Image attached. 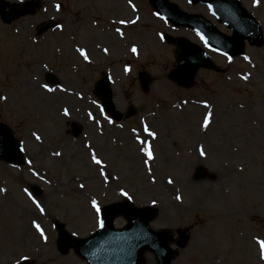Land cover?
Returning a JSON list of instances; mask_svg holds the SVG:
<instances>
[{
  "label": "rangeland",
  "instance_id": "1",
  "mask_svg": "<svg viewBox=\"0 0 264 264\" xmlns=\"http://www.w3.org/2000/svg\"><path fill=\"white\" fill-rule=\"evenodd\" d=\"M34 1L43 10L38 8L32 17L11 27L0 20V95L6 96V102L0 103V120L21 140L26 156L22 166L0 161V264L24 260L86 264L74 249L59 251L58 226L62 224L72 238H88L99 227L91 201L101 208L125 199L137 207L155 208L152 228L168 230L174 237L177 254L172 264H264L260 243L264 241V46L247 45L242 56L229 59L212 53L223 72L201 70L194 87L182 89L168 78L177 65L174 48L155 38L147 45L135 40L145 11L143 0ZM175 1L188 11L204 13L186 0ZM242 4L261 22L264 32V0L258 6L256 0H242ZM50 16L62 17L66 37L59 31L33 43L34 27ZM143 19L151 17L143 14ZM109 21L133 26L129 43L117 39L115 48L117 77L126 64L133 66L126 74L130 76L124 82L127 86L115 91L117 102L136 107L137 118L127 122L131 126L138 124V108L150 112L148 103L159 104L160 116L151 119L148 128L155 138L141 136L139 142L120 129L111 132L116 138L101 137L85 121L76 123L83 133L75 135L73 122L63 121L58 114L65 103L73 110L72 104L93 100L81 85L91 89L94 75L90 81L89 75L77 76L70 68L80 63L78 45L93 46L99 35L97 24L106 27ZM133 47L136 59L125 60ZM49 69L56 70L67 87L62 101L61 94L51 95L41 86L46 83L41 75ZM142 70L153 81L146 94L136 74ZM93 153L101 165L92 161ZM125 224L124 218L115 221L116 228ZM143 264L158 263L146 253Z\"/></svg>",
  "mask_w": 264,
  "mask_h": 264
},
{
  "label": "water",
  "instance_id": "2",
  "mask_svg": "<svg viewBox=\"0 0 264 264\" xmlns=\"http://www.w3.org/2000/svg\"><path fill=\"white\" fill-rule=\"evenodd\" d=\"M197 1L209 2L213 14L218 17L219 21L227 23L235 32L233 38H226L214 28L209 30L208 34L214 46L224 48L223 50H227L231 55H238L244 52L245 39L253 40L259 47L264 44L261 26L242 9L236 0H227L230 3L224 0ZM7 6L4 0H0V14L6 22L11 23L23 14L16 13V9L8 13L6 12ZM167 10L170 12L169 19L175 24L192 25V21L179 15L174 6L168 5ZM236 15L240 16L238 20H236ZM237 21H240V24L236 25ZM52 26L54 25L49 24L45 29ZM216 39H221L223 43L217 44ZM180 44L177 41V45L180 46ZM187 48H189L188 51L184 52ZM177 55L179 67L172 72L171 78L182 86H192L199 68H214L212 62L196 46L184 45L180 47ZM0 159L22 162L21 148L13 139L12 133L4 126H0ZM203 173L200 171L198 176ZM118 215H124L128 221V226L120 231L114 230L113 225ZM153 217L154 212L150 208L138 209L132 204L126 203L123 207L118 205L106 207L102 215L103 227L90 239L76 240L74 245L89 264H142V256L146 250L155 252L160 264H171L175 255V252L168 247L171 237L168 236V232L157 233L151 230L149 222ZM71 246L68 240H61L59 244L62 253H65Z\"/></svg>",
  "mask_w": 264,
  "mask_h": 264
},
{
  "label": "flooded vegetation",
  "instance_id": "3",
  "mask_svg": "<svg viewBox=\"0 0 264 264\" xmlns=\"http://www.w3.org/2000/svg\"><path fill=\"white\" fill-rule=\"evenodd\" d=\"M28 17V16H26ZM99 35L97 36L98 39L96 40L95 44L93 46H83L81 50L86 51L88 53H93V66L92 69L88 70V73L91 75L92 73L99 74L101 70H113L116 68L115 63H114V58L112 56V51L115 47V41H116V32L113 27L109 26L108 29L98 30ZM53 35V33H52ZM86 47V48H85ZM105 49H107V53L105 52ZM59 48H55L54 51H59ZM80 57V62H81V55L79 54ZM84 70L83 64L79 63L77 66L74 67L73 72L79 76V72ZM76 89L81 90L76 84ZM83 90L87 91H94V85L90 87L83 86L81 85ZM56 87L57 92H59V101H62L65 99L64 92L65 90L62 89H67L66 86H64V83H61L59 80L57 81V84L54 86ZM79 87V88H78ZM56 102V101H55ZM51 102V103H55ZM50 106V104H47ZM73 107V110L70 109L69 105L67 103L63 104L59 111L58 114L64 121L66 118H68V115H71V119L73 122L75 120H80V121H87L89 119H94L95 124L97 125L98 132L99 134L105 133V135L109 134L111 138H116L114 137L113 133H111L113 130L115 132L117 131L116 125L117 123L113 121L112 117L106 113L103 112L102 110V104L99 101H95L91 104L89 103H74L71 105ZM68 111V115H64V111ZM129 113V110H127L126 114ZM154 115V113H151ZM129 118H126L123 123L128 122ZM111 121V123L109 122ZM126 126L129 127V131L132 133V128L131 125L128 123ZM119 136L121 134L119 133Z\"/></svg>",
  "mask_w": 264,
  "mask_h": 264
},
{
  "label": "snow or ice",
  "instance_id": "4",
  "mask_svg": "<svg viewBox=\"0 0 264 264\" xmlns=\"http://www.w3.org/2000/svg\"><path fill=\"white\" fill-rule=\"evenodd\" d=\"M121 23H123V21H121ZM133 23H135V21H133ZM117 31H119V29H117ZM77 51L80 52V55L83 56L85 60L88 59L87 54L83 50L77 49ZM132 51L135 53L137 51V49L135 47H133L132 48ZM105 52L107 53V49H105ZM245 59H247V57H245ZM125 71H128V69H125ZM245 79H247V77H245ZM44 87H45L46 91H49V92L53 91V89L50 88V87H48L47 85H45ZM205 107H207V105H205ZM64 115H68V111L67 110L64 111ZM109 122L111 123V121H109ZM208 125H209V118L206 117L205 120H204L203 126H204L205 129H207ZM145 131H148V130L145 129ZM148 135L151 136V137H153V138H155V136H156V134L154 132H152V131H148ZM36 139L39 140L40 137L37 136ZM55 154L56 155H60V153H55ZM146 155L148 156V159H150V160L154 158L153 157V154H152V152L150 150H148L146 152ZM200 155L201 156H204L205 155V152H204L203 148H201V150H200ZM91 158H92V161L96 165H101L102 164V161L97 158V156L95 155V153L92 154V157ZM101 175H106V174L104 172H101ZM168 182L169 183H172L171 180H169ZM80 187L83 188L84 185L81 184ZM0 191H3V189H0ZM121 195L127 196V193L126 192H122ZM177 199H180V197H177ZM91 204H92L93 209H95L96 214L99 216V214L101 213V208L99 207L97 201L96 200H92L91 201ZM37 207H40V205L37 204ZM40 210H41V212L44 211L43 208H40ZM99 224H100V227H103V221L102 220L99 221ZM36 228L40 232V236L43 237L45 239V241H46L47 240V237L45 236L43 230L40 229V226L38 224L36 225ZM260 243H261L262 258H264V241H262Z\"/></svg>",
  "mask_w": 264,
  "mask_h": 264
},
{
  "label": "bare ground",
  "instance_id": "5",
  "mask_svg": "<svg viewBox=\"0 0 264 264\" xmlns=\"http://www.w3.org/2000/svg\"><path fill=\"white\" fill-rule=\"evenodd\" d=\"M117 42H118V41L116 40V41H115V47H116Z\"/></svg>",
  "mask_w": 264,
  "mask_h": 264
}]
</instances>
